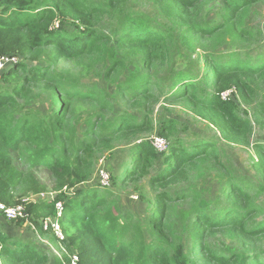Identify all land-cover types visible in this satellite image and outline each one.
<instances>
[{"label": "trees", "instance_id": "16d2710c", "mask_svg": "<svg viewBox=\"0 0 264 264\" xmlns=\"http://www.w3.org/2000/svg\"><path fill=\"white\" fill-rule=\"evenodd\" d=\"M174 1L186 7L197 0ZM224 2L235 12L264 0ZM125 7L124 0H0V56L16 59L0 74V203L16 207L28 195L52 193L53 200L26 206L28 221L8 222L18 227L29 223L65 248L64 255L51 263L31 241L0 231V264H71L74 256L76 264H264V252L249 254L246 248L249 241L264 239V221H256L264 209L252 203L264 191V164L255 168L259 183L238 176L222 160L218 141L200 135L179 137L170 119L160 123L156 134L169 140L165 153L156 152L143 138L154 131L147 107L162 100L183 104L212 124L224 141L248 145L253 127L247 114L240 115L239 104L249 107L258 126L264 127V98L258 100L246 82L264 71V46L254 56H205L201 68L189 60L173 66V49L182 45L178 31ZM170 22L175 25L178 18ZM124 54L139 56L140 67L124 73ZM83 59L92 61L89 67L101 66L107 79L123 73L110 98L99 86L87 87L58 70L60 61ZM157 65L166 67L160 77L152 73ZM32 89L60 99L58 111L42 115L27 109V103L22 106ZM230 89L237 98L222 99ZM93 96L102 99L103 112L86 121L77 141V129L68 131L72 115L78 118L72 113L78 109L72 100L84 102ZM106 101L125 106V114L110 121L106 112L114 105ZM128 109L144 112L137 116ZM116 148H129L130 155L112 182L123 187L150 175L148 186L157 190L151 205L140 197L147 204L146 215L137 219L131 213L120 216L109 188H84L98 161ZM254 148L264 159V143L257 142ZM201 163L212 164L216 173L212 199L197 187L194 167ZM179 183L186 188L170 192V186ZM56 203L62 204L60 216ZM44 219L58 222L62 241L51 230H43ZM223 233L243 239V245L234 250L210 240Z\"/></svg>", "mask_w": 264, "mask_h": 264}, {"label": "rangeland", "instance_id": "374dc122", "mask_svg": "<svg viewBox=\"0 0 264 264\" xmlns=\"http://www.w3.org/2000/svg\"><path fill=\"white\" fill-rule=\"evenodd\" d=\"M124 3L125 9L133 11L135 14L149 16L157 23H163L172 28L173 31L174 29L178 31L181 37L179 41L182 42V45L179 48L177 44L173 49V61L171 63L173 66L182 65L189 60L197 63V66L201 68L205 65V56L219 54L225 56L231 55L233 57L245 54L254 56L264 46V3L239 8L235 12H230L227 9L224 0H197L186 7L181 6L174 0H124ZM172 17L178 18L177 24L172 25L170 22ZM209 29H213V31L211 33H203ZM124 55L127 56V60L125 61L127 72L125 71L124 73L140 67L139 56L135 54ZM91 63L92 61L88 59H83L79 62L60 61L58 70L63 75L87 87L95 86L97 89L99 86L101 93L105 97L110 98L114 94V88L117 86L123 73L116 74L111 79H107L103 74L101 66L92 68L88 66L92 65ZM104 68L105 70L107 69V64ZM164 70H166L165 66H163V70L158 68V65L155 68L152 67V73L156 77L164 75ZM124 77L122 76V78ZM246 82L254 87L258 100L264 98V71L253 79H246ZM227 93L228 97L237 98L233 89L228 90ZM93 97L89 101L84 102L82 100H72L74 106H78V109H74L72 113L77 112L78 118L72 115L73 118L70 121L68 131L73 132V129H77V141L82 138L86 121L103 112L99 108L102 104V99ZM35 98L38 99V104L33 102ZM26 103L28 105L27 109H32L42 115H46L49 110L55 111L57 107L60 108V99L53 100L50 92L41 89H32L28 99H24L21 105L24 106ZM106 104L112 105L113 102L106 101ZM113 105V111L106 112L109 114L107 118L110 121L124 115L126 110V107L123 105ZM239 105L241 110L240 115L245 116L247 114V118L253 127L248 145L243 143L232 144L224 141L220 137L219 131L212 124L198 116H194L183 104H166L162 100H158L153 106L151 103L147 107V109L152 111L151 119L154 131L145 134L143 138L150 141L156 136L162 121L173 120L176 123L177 135L179 137L184 138L189 136V138H192L191 135H200L208 139H215L220 143L219 148L222 150V160H226L227 164L238 176H246L255 184L259 183L255 168L263 166L264 159H261L259 153H256L254 144L257 142L264 143V127L260 128L258 126L255 120L256 117L253 116L249 107L243 104ZM128 111L141 116L144 109H128ZM129 155V148H116L106 153L93 168L92 178L84 188H97L99 191H103L97 184V171L100 166L102 165L103 168L107 169L111 177L117 179L123 171L124 165L129 161ZM194 173L198 178L196 181L197 187L203 189L204 195L212 199L217 192L216 180H214L216 173L212 164L201 163L197 167H194ZM149 178L150 175L142 176L140 179L134 180L123 187H118L117 184L115 185L112 182L111 188L106 191L113 194V202L117 204L120 216H123L124 213H131L137 219V217L146 215L144 211L147 204L141 201L140 197H143L148 202V205H151L154 203V197L157 192V190L149 188ZM186 186L184 183H179L170 186L169 190L172 193H180ZM47 196L49 195L47 194ZM35 197L28 195L22 199V203L25 199ZM38 198L36 197L35 199ZM252 203L254 205L258 204L264 209V191ZM121 220L123 223H126V220ZM256 221H264V215L257 217ZM168 228L170 227L168 226ZM0 231L8 236L20 237L31 241L48 254L51 263L54 257H61L65 253L64 246L58 245L57 242L55 243L52 235H41L29 223L18 227L14 223L6 221L1 214ZM166 232L172 233L171 229H166ZM156 239L162 240L163 236H157ZM210 240L212 242L215 240L222 241L234 250L242 246L244 242L241 238L237 239L231 234L225 233L214 234L210 237ZM246 248L249 250V254H252L254 250L264 252V239L256 240L255 242L249 241Z\"/></svg>", "mask_w": 264, "mask_h": 264}, {"label": "built area", "instance_id": "2783aa9c", "mask_svg": "<svg viewBox=\"0 0 264 264\" xmlns=\"http://www.w3.org/2000/svg\"><path fill=\"white\" fill-rule=\"evenodd\" d=\"M16 62V59L10 58L7 56H0V74L7 71L14 63ZM228 93L224 92L221 94V98L226 100L228 97ZM151 146L155 149L156 152L159 154L165 153L168 150L169 143L168 141L163 137L154 136L150 140ZM98 173V179L97 184L99 188L107 189L111 188L112 186V179L109 171L105 168L100 166V168L97 171ZM41 194L38 199L31 198V199H25V203L23 202L22 205L16 206V207H6L5 205L0 203V214L4 217L7 221H16L18 219H26L28 221V216L25 214V208L30 203H36L38 200H47L51 201L53 200V194ZM55 209L57 212V215L60 216L62 213V204L56 203ZM41 226L44 231L51 230L52 233L56 236L57 239L63 240L64 236L60 230V227L58 225V222L53 219H44L41 221ZM34 228V227H33ZM77 258L74 256L72 258L71 264H76Z\"/></svg>", "mask_w": 264, "mask_h": 264}]
</instances>
